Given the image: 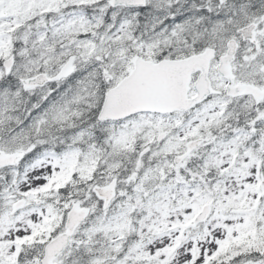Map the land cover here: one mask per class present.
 <instances>
[{
	"label": "snow or ice",
	"instance_id": "obj_1",
	"mask_svg": "<svg viewBox=\"0 0 264 264\" xmlns=\"http://www.w3.org/2000/svg\"><path fill=\"white\" fill-rule=\"evenodd\" d=\"M0 264H264V0H0Z\"/></svg>",
	"mask_w": 264,
	"mask_h": 264
}]
</instances>
